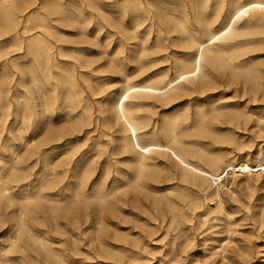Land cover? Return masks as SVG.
<instances>
[{"label":"bare ground","instance_id":"6f19581e","mask_svg":"<svg viewBox=\"0 0 264 264\" xmlns=\"http://www.w3.org/2000/svg\"><path fill=\"white\" fill-rule=\"evenodd\" d=\"M180 1L183 9L186 3L189 2L192 11L185 12L182 17L175 18L174 22H177L179 28L173 24L178 29H175L177 31L175 35L177 36L172 37V43L168 44L164 40V36L173 32L174 29H169L165 34L162 28L157 27L154 30L156 32L155 40L149 47H147V36L150 33L147 32L143 38H140V45L144 46V48L138 58L145 65L149 63V61L147 63L144 61L145 56L150 53H160L172 46L182 47V49L194 48V53H185L184 55H188V58L183 59L180 58L181 56H177V51L171 50L177 60L173 75L160 74L157 75L158 77H151L141 82L133 81L129 76H125L124 81H122L124 82V87L118 96L111 100L97 99L98 102H96L99 104L102 114L101 125L103 127L98 129H102L103 135L112 137L113 126L118 125L121 136L119 135L117 150L125 153L129 151L135 155L133 176L127 177L123 184L113 182L110 187L106 185L105 178L101 177L90 188L88 183L92 175L91 167L89 166L91 162L81 166L78 160L73 162L69 155H63L64 157H61L56 162H49V157L46 155L43 165L44 169L36 177L34 191L31 192L28 188L31 185L29 179L31 174L28 172L30 166L24 168L22 164L33 157H37L43 151L45 152L46 149L43 147L49 143L52 133L57 132L56 124L50 120L55 106L66 103L72 110L77 109V125L80 123L91 125L93 122L91 113L93 108H91L89 100L80 93L81 89L79 87L81 85L79 84L76 64L74 62H64L62 59V57L69 55L67 48L60 43L67 32L56 23L78 26L83 22L91 21L95 17L93 12L94 0H0V38H3L1 44H4V46L0 44V217H2L3 206H16V236L11 238L12 243L10 242L13 251L22 252L25 249V245L21 244L20 241L30 239L36 245L37 252L43 254L46 261L52 260L62 264H73L69 260L67 248H63L62 252H57L45 237L36 234L38 231H35L30 226L32 224H30L31 220L33 223L45 225V231H42L44 234H52L53 237L57 236L59 237L58 240L62 238V240H66L63 241L66 244L68 240H77L83 235H87L94 249L104 254L107 253L115 264L139 263L141 251L148 247L146 238L152 237L156 233L157 228L146 222L142 225V229L139 232H134L129 227L128 231L123 233L122 223H127L124 215L131 216L133 213L126 211L120 203H123L125 207L128 206V192H133L132 194L136 195V191L146 188L143 181L144 171L150 165L151 160L160 155L170 158L181 172V184L176 185L179 190L175 191L177 193L175 198L171 194L162 199H154V204L159 209L160 214L164 217L166 216L164 207L167 208L170 214L171 222L169 226H173L171 229L172 234L169 231V227L164 233L165 236H169V252L176 256H178L176 251L178 244L183 245L189 239L187 223L191 222L193 216L198 218V225L210 224L211 227H214L215 221L219 218L218 214L223 210L227 211L228 215H231L235 210L240 211L244 208L249 210L259 207L258 204L252 202L251 194L248 195V199H242L236 194L235 190L229 187L227 188L234 195V199L232 198L234 202L231 203L229 201V206L227 207L226 202L222 199V191L223 187L230 183L231 178H234L232 185L235 188L243 186L251 191L257 186L264 187L263 159H258L257 157V164H252L248 158L241 161L227 159L228 162L225 163L224 155L220 151L209 150L202 144L197 142L190 144L189 141L185 140V136L192 132L199 133L207 139L210 138L212 143L233 139L232 136L229 137V134H222L223 131L220 132L209 124L210 117L218 111L217 107L213 106L207 111L199 108L195 111V118L191 123L187 121L192 114L167 118L162 127L165 142L155 140L153 136L145 137L146 134L144 135L143 133L147 122L141 111L145 105L149 106L145 103L146 99L172 100L186 92H190L194 86L201 88L208 86L216 78L214 72L217 69L227 70L232 75L243 71L255 84L257 82L258 76L250 73V70H248L249 64L236 59L244 50L242 48L243 37L258 27L264 28V0H235L233 7L229 11L227 22L224 21L219 24L218 21L224 8L225 0H216V5H213L214 8L211 12H208L210 0ZM156 3V0H113L110 4L115 8V12L121 16L141 11L147 17L152 14V9L157 6ZM32 5L34 7L30 8ZM105 6L106 3L103 4V7ZM243 20L244 22L242 23ZM139 23L141 22H136V24ZM199 31H201L200 34ZM134 35H138L137 30H134ZM15 50L22 52L18 56L11 57L12 65L10 66L7 57ZM69 50L74 53L75 62L80 67L88 69L90 61L89 59L84 61L81 59L83 52L77 48H70ZM22 59L27 60L22 62ZM156 59H151L150 62H154ZM93 71H88L92 73L91 76L94 73ZM17 73L20 74L18 80L16 79ZM26 74L29 75V80H26ZM81 74L87 75L88 73L84 72ZM90 80H93V78ZM27 81L30 84V91L27 90L29 92L28 96L18 94L16 96V106H14L15 103L12 104L11 92L20 93L19 86L22 84L26 85ZM63 88L67 89L65 93L61 92ZM262 91L261 94L263 93ZM245 94L247 95V93ZM10 116H12V119L9 120ZM55 122L57 121L55 120ZM40 123L45 125L43 127L44 139L41 137L42 140L35 143L33 138H26L24 133H27L31 128L34 129ZM15 131L20 133L18 143H16V138L14 137ZM230 132H233V130ZM19 148L21 149L19 150ZM193 157H199L203 164L193 160ZM239 172L244 177H240ZM156 176L157 174L153 176V179ZM261 178L263 179L260 181ZM123 185H125V190L120 189ZM14 187L23 189L20 192H16L15 190L13 191ZM212 187L213 189L210 190ZM202 192L206 194L207 198L214 200V203L216 202L214 208H203L202 203L199 201V193ZM262 208H264V203ZM263 214L264 210L260 212L261 216ZM154 216L156 217V215ZM259 227L261 226L259 225ZM223 240H219L217 254H222L220 256H223L224 260H228V264H235L234 256L232 254L230 256L227 255L228 247ZM164 244L167 246L166 242ZM187 245L189 246V244ZM237 247L239 253L243 251L242 246L237 245ZM74 248L75 251H78L77 247ZM178 251L180 252V250ZM147 252L145 250V253ZM23 260L24 258L21 255L15 258L6 257L5 259H0V264H20ZM199 260V258H196L194 262L208 264V259Z\"/></svg>","mask_w":264,"mask_h":264},{"label":"rangeland","instance_id":"374dc122","mask_svg":"<svg viewBox=\"0 0 264 264\" xmlns=\"http://www.w3.org/2000/svg\"><path fill=\"white\" fill-rule=\"evenodd\" d=\"M112 1L113 0H94L93 12L95 17L92 18L89 22H83L78 26H75L73 24L74 27L73 25L67 26L56 23L59 27H61V29L63 28L64 31L67 32V34L63 36V40L60 41V43L65 48H67V53L69 55H67L68 57H62V59L64 60V62H74L76 64L79 84L81 85L79 87V89H81L80 93L83 97H86L89 100L91 108H93L91 109L93 122L91 125H88L86 123H80L79 125H77V109L72 110L66 103L57 104L55 106L50 120L51 122H54L56 124L55 127H57L56 129H58L57 132L52 133V138L50 139L49 143L43 147L46 149L45 152L43 151L37 157H33L32 159L27 160L28 162L26 161L22 164L24 168L26 166H30L28 172L31 174L29 178L31 185H29L28 188L31 192L34 191V183L36 182V177L44 169L43 165L46 155L49 157V162H56L58 159L66 155H69L70 159L73 160V162L78 160L81 166H83L85 163L87 164L88 162H91L89 166L91 167L92 175L88 183V186L90 188H92V186L97 183L101 179V177L105 178L106 185L110 187L113 182L123 184L127 177L133 176V162L135 161L136 157L132 152L128 151L127 153H125L117 150L118 140L121 136L118 125L113 126L112 137L103 135L102 129H98L103 127L101 125L102 114L99 109V104L96 102H98V100L102 98L111 100L112 98L118 96L120 91L124 87V82L122 81H124L125 76H129L133 81L141 82L151 77H158L157 75L160 74L167 73L173 75L175 73V63L177 61L176 57L172 54L173 50L177 51V56H181L180 58L183 59L188 58V55H184L185 53H194V48L182 49V47L179 48L172 46L160 53H150L145 56L144 61H146V63L147 61H149V63H147L149 65H143V63H141L138 58V56L142 54V50L144 48V46L140 45V38H143L144 35L149 32L150 34L147 36V47H149L155 40L156 32L154 30L157 27L162 28V31L164 33H167L169 29H178L179 26L177 25V22H174L175 18L182 17L185 12L192 11L189 2L186 3L185 8L183 9L180 0H156L157 6L152 9V14L145 17L144 13L141 11H138L135 14L130 13L121 16L119 13L115 12V8L112 6V4H110L112 3ZM215 1L216 0H210L208 12H211V10H213L214 6L216 5ZM234 2L235 0H225V4L223 6L224 8L221 12L222 14L219 18L218 24L224 21L227 22L229 11L233 7ZM104 3H106L105 7H103ZM33 7L34 5H32L30 8ZM161 20L163 23L161 22ZM136 22L141 23L136 24ZM243 22L244 20L242 21V23ZM173 24H175L178 28ZM134 30H137V36L134 35ZM174 30L169 34L165 33V39H163L166 40L168 44L172 43V37L177 36L175 35L177 34V31ZM200 33L201 31H199V34ZM1 40H3V38H0V44L2 43ZM242 43V48L244 50H242V54H240L236 60L242 61L245 64H249L248 70H250V73L253 75L256 74L258 76L256 82V84L258 83V85H256L253 80H251V78L247 76V74L243 71L232 75L227 70L217 69L218 71L216 70L214 72L216 78L212 80L211 84H209L208 86H204L202 88L194 86L193 90H191L190 92H186L187 94L184 93L182 96L172 100L151 98L146 99L145 103L149 106L145 105L143 110L141 111V114L146 118L147 122V126L143 129L144 135L146 134L145 137L153 136L155 140L165 142L162 127L165 124V120L167 118L169 119L178 115L192 114L190 115L191 118L187 121L188 123H191L195 118L194 114L196 110H198L199 108H203L207 111L214 106L218 108V111L216 114L210 117L209 124L212 127L218 129L220 132L223 131L222 134H229V137L232 136L234 140L230 138L220 143H212L210 138L207 139L206 137H203L199 133L195 132L189 133L187 136H185V140L189 141L190 144H195V142L202 144L209 150H215L218 152L220 151V153L224 155L225 163L228 162L229 159L241 161L245 158H248L252 162V164H257V160L260 158L264 160V28H256L250 34L243 37ZM1 45L4 46V44ZM70 48L80 49L85 55H81V59L83 61L89 59L90 66L88 67V69L94 70L92 76V73L88 72L90 70L80 67L78 63L75 62V59L73 57L75 55L74 53L70 52ZM21 52L22 51L20 50L12 51L11 54L7 57V59L9 60L8 64L10 66L12 65L11 57L18 56ZM159 54L161 55V57ZM151 59L156 60L154 62H150ZM26 60L27 59H22L21 61L26 62ZM83 71L87 72L88 74H81L84 73ZM19 75V73L16 74L17 80L19 78ZM92 78L93 80H90ZM26 80H29L28 74H26ZM27 90L30 91V84L28 83V81L26 85L22 84L19 86L20 93L11 92L10 95L13 99L12 104L15 103L14 106H16V96L18 94L28 96L29 92ZM66 90V88H63L61 92L63 91V93H65ZM261 91L263 92L262 94ZM244 92L247 93V95ZM38 101L40 102V100ZM106 114L109 115L108 113ZM228 115L230 116L228 117ZM10 119H12V116H10L9 120ZM55 120L57 122H55ZM43 127H45L44 123H40L36 127H34V129L31 128L27 133H24V136L28 139L33 138L35 143L40 142L42 138L44 139ZM232 130L234 133L230 132ZM19 136L20 133L18 131H15L14 137L16 138V143H18L20 140ZM20 149L21 148H19V150ZM89 156H93L92 159ZM53 157L56 159L54 160ZM192 159L195 161L197 160L196 162L203 164L199 157H193ZM156 162L158 163V165H156ZM144 173L145 174L143 177V181L146 185V188H142L136 191V195L132 194L133 192H128V206L125 207L123 203H120V205L126 211H131L133 213V215L131 216L127 214L124 215V219L127 223H122L123 233L127 232L129 227L132 231L139 232L142 229V225L146 222H149L153 227L157 228L156 233L152 237L146 238L148 247L145 250L146 252H148L145 253V250H142L140 259L138 260L139 263L136 264H201L199 262L196 263V261L194 262L196 258H199V261L208 259V264H228V260L225 259V261L223 259V256H220L222 254H217V250H219V240H223L224 238L225 239L223 240V242H226V245L228 247L227 255L230 256L232 254L234 256L233 258L236 261L235 264H264V214L263 216L260 215V212L264 210V208L261 209L264 203V187L257 186L251 191L250 189H246L243 186L235 188L232 185L234 182V178H231L230 183L227 186L223 187L222 191V199L226 202L227 207L229 206V201L231 203L234 202L232 200L234 195L231 194L230 191H228L229 188L235 190L236 194H238L242 199H248V195L251 194L252 202L254 204H258L259 207L249 210L245 208L240 211L235 210V212L231 215H228L227 211L223 210L218 214L219 218L215 221L216 224L214 227H211L210 224H205L204 226L198 225V218L196 216H193V221L191 220L190 223L188 222L189 224L187 223L189 231L188 241L184 242L183 245L178 244L177 246L176 251L178 252V258V256H176L175 254L169 252V236H165L168 227L170 233L172 234L171 229L173 228V226H169L171 222L170 214L168 213L166 207H164V213L166 214V216L164 217L162 214H160L159 209L154 204V199H162L163 197L169 196L171 194L175 198V196L177 195L175 191L179 190V187L176 185L181 184V172L173 164L170 158L160 155L154 160H151L150 165L146 167ZM156 174L157 176L153 179V176H155ZM238 174L241 175L240 177H244L241 172H239ZM262 179L263 178H261L260 181ZM22 189L23 188L14 187L13 191L15 190L16 192H20L22 191ZM120 189L125 190V185H123ZM212 189L213 187L210 190ZM209 199L210 198H207L205 193H199V201L202 203L203 208L215 207L216 202L214 203V200ZM15 209V205L8 207H6V205L3 206V212L1 215L2 217H0V259H5L6 257L15 258L21 255L24 260L20 264H62L61 262H53L52 260L49 262L46 261L43 254L37 252L38 249L36 245H34L30 239H24L20 241L21 244L25 245V249H23L22 252L19 251L21 253L13 251L11 238H14V236H16L15 217L17 213H15ZM154 215H156V217ZM30 224V226H32L35 231H38V233L36 232V234L45 237L47 241L50 242L49 244L53 248H55L57 252H62L65 248H67L69 260L73 264H115L107 253L104 254L99 250L94 249V246L90 239L87 238V235H83L77 240H68V243L66 244L63 242L66 240H62V238L58 240L59 237L57 236L53 237L52 234H44L42 232L45 231L44 224L33 223L31 222V220ZM259 225L261 227H259ZM192 230L195 233H193ZM248 230L250 231V236ZM232 239L234 243L232 242ZM165 242L167 243V246L166 244H164ZM187 244H189V246ZM237 245L243 247V251H241L240 253L237 251ZM185 246L186 248H184ZM74 247H77L78 251H75ZM178 250H180V252ZM31 254L34 256H32ZM180 254L182 258L180 257ZM202 256L204 257L203 259ZM159 260H162L161 263Z\"/></svg>","mask_w":264,"mask_h":264}]
</instances>
